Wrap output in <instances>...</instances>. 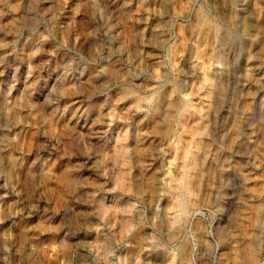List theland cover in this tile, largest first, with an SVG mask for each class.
I'll return each mask as SVG.
<instances>
[{
	"label": "clouds",
	"instance_id": "clouds-1",
	"mask_svg": "<svg viewBox=\"0 0 264 264\" xmlns=\"http://www.w3.org/2000/svg\"><path fill=\"white\" fill-rule=\"evenodd\" d=\"M245 3L222 29L195 6L112 23L120 0H44L40 39L59 35L61 64L88 63L79 27L101 26L111 64L75 75L108 77L88 98L111 106L70 119L85 93L52 61L43 91H0V264H264V185L224 166L245 139L240 102H264V0Z\"/></svg>",
	"mask_w": 264,
	"mask_h": 264
},
{
	"label": "rangeland",
	"instance_id": "rangeland-1",
	"mask_svg": "<svg viewBox=\"0 0 264 264\" xmlns=\"http://www.w3.org/2000/svg\"><path fill=\"white\" fill-rule=\"evenodd\" d=\"M75 2L76 0H73V3ZM120 2L122 6L114 16L112 23L116 22V17L126 22L131 10L136 8L137 5L142 9L160 8L171 10L178 8L180 11H187L189 7L195 6L203 8L209 18L216 17L222 29H226L224 21L237 19L236 13L247 12L249 7L245 0H194V5L189 4V0H120ZM106 3L112 4L113 0H106ZM9 5L8 8L4 9L6 14L0 17V43L9 44L10 37H12V65L15 67L18 76L15 77V74L10 73V63L7 59L9 55L8 48L0 50V73H2L0 79L3 80L4 85V88H1L0 91L7 92L16 89L17 86L20 88L28 84L33 85V90L43 91L46 89L52 75L53 68L48 63V61H52V65L61 69L63 73L60 80L57 81L58 85L76 83L82 87L85 93V95L78 97L76 102L72 100L65 101L63 111L67 113L68 117L70 119L75 117L76 120H80L82 117L86 119L88 114L93 111L97 114L101 111L100 116H102L107 108L111 106V98L105 95V103L97 105L88 98V94L92 92L94 83L97 84L102 80H107V78L95 81L93 75L91 76L92 79L83 80L77 79L75 75L78 65L83 64L85 69L91 67L96 70L98 65L108 63L110 60L103 31L97 32L101 26L93 24L89 27L88 24H84L79 27L82 35V45H88L84 53L87 61H89L88 63L82 62L79 56L73 53L71 63L61 64L49 55L52 47L59 41V35L56 36L55 40L51 37L48 41L40 39V33L44 32V27L38 22L39 18L36 13L43 9L44 0H38V2L36 0H9ZM33 8H35V11H33ZM143 15L144 13L141 12L139 18L143 19ZM190 19L194 18L186 17L185 22L187 23ZM127 27L129 29L128 35L131 38L134 35L135 25L128 24ZM89 32L92 34L89 35ZM204 39L207 46L212 47V43L208 42L209 37L205 36ZM98 45L103 46L100 57L95 56L92 52V49ZM37 49H39V53L34 56L33 53ZM30 66L34 76L31 79H26ZM18 80L21 83H17ZM245 106H248V113L245 116L244 128L242 129L245 139L235 145L231 161L225 163L224 166L230 167L235 178L241 182L246 179L250 180L255 176L256 180L253 183L256 187H259L264 185V179L261 178V173H264V147H257L264 140V102L259 106H254L253 101L242 100L240 107L244 108ZM255 112L257 115L255 114L252 118L250 114ZM247 132H249L248 136ZM253 161L260 166L259 171L253 167ZM223 178L227 182V177ZM236 190L239 191L240 189L237 188ZM253 192L259 196V193H256L254 189Z\"/></svg>",
	"mask_w": 264,
	"mask_h": 264
},
{
	"label": "bare ground",
	"instance_id": "bare-ground-1",
	"mask_svg": "<svg viewBox=\"0 0 264 264\" xmlns=\"http://www.w3.org/2000/svg\"><path fill=\"white\" fill-rule=\"evenodd\" d=\"M112 1V0H111ZM9 45H10V47H8V52H9V55H8V57H7V59L9 60V63H10V73H12L13 75L15 74V77H17L18 76V74H16V72H15V67H13V65H12V59H13V54H12V47H13V41H12V37H10V41H9ZM220 45H221V50H223V48L222 47H225V44H224V41H223V39L220 41ZM103 64H111V62H110V60L108 61V63H103ZM112 70H114V69H112ZM29 72H30V70L27 72V76L25 77L26 79L27 78H33V76H34V74L32 73V71H31V75L29 76ZM93 72H95V70H93ZM83 75H84V73H83V71L80 73V78L79 79H83ZM94 77V79H95V81H99V80H101V79H108V77H106V76H100V77H97V76H93ZM90 79H92V77L90 76L89 77ZM88 78V79H89ZM78 79V78H77ZM17 83H21L20 82V80H18V82ZM94 85H95V83H94ZM1 88H4V85H3V80H1L0 79V89ZM16 89H19V87L17 86L16 87ZM256 109H257V107H256ZM257 111V110H256ZM102 114V112L101 111H99L98 112V115H101ZM255 114H256V112L255 113H252V114H250L251 115V117L253 118L254 116H255ZM257 115V114H256ZM101 132H103V128H101ZM249 135V132H247V136Z\"/></svg>",
	"mask_w": 264,
	"mask_h": 264
}]
</instances>
